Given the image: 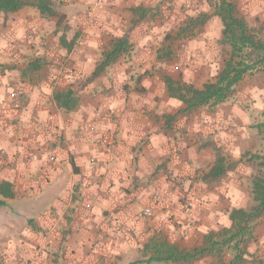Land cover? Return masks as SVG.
<instances>
[{"label": "crops", "instance_id": "0c3cea01", "mask_svg": "<svg viewBox=\"0 0 264 264\" xmlns=\"http://www.w3.org/2000/svg\"><path fill=\"white\" fill-rule=\"evenodd\" d=\"M47 1L51 13L31 4L0 11V264H146L143 247L155 238L190 248L229 227L244 195L254 204L264 169L250 174L243 164L255 155L245 153L255 124L264 125L261 65L224 101L179 112L165 77L201 88L230 57L212 7ZM254 5L245 6L264 7ZM121 39L127 49L95 72ZM220 42L228 55L218 54ZM176 45L183 55H170ZM67 91L74 103L64 106L55 95ZM217 157L226 170L206 179ZM145 207L150 214L136 222ZM253 235L243 264H264V212Z\"/></svg>", "mask_w": 264, "mask_h": 264}, {"label": "trees", "instance_id": "16d2710c", "mask_svg": "<svg viewBox=\"0 0 264 264\" xmlns=\"http://www.w3.org/2000/svg\"><path fill=\"white\" fill-rule=\"evenodd\" d=\"M31 4L38 7L42 14L51 13L47 0H0V11L13 12L24 5ZM212 15L219 18L222 25L223 42L231 47L230 57L225 60L223 68L201 88L174 81L165 77L167 92L183 102L179 112H187L209 103L217 104L224 101L233 91L245 74L257 70L264 64V39H258L248 28L245 19L238 15L235 3L232 0H214ZM209 15L197 17L199 24H203ZM251 48L250 53L245 49ZM127 49L124 40H119L106 51L96 71L114 62ZM252 53H259L256 61L251 58ZM55 98L64 106L74 103L70 91L57 93ZM264 126V125H263ZM260 159V166L264 168V154L253 155ZM224 157H217L215 164L206 174V179L216 180L226 170ZM254 204L248 208H233L229 212L231 225L216 231H209L204 235L200 244L190 248L180 247L164 238H155L143 247V253L148 255L146 264L150 262H165L172 264H189L205 256L212 257L216 262L227 264H243L247 259L248 247L254 241V227L256 218L264 212V169L256 175L252 186ZM0 204L3 201L0 200Z\"/></svg>", "mask_w": 264, "mask_h": 264}, {"label": "rangeland", "instance_id": "374dc122", "mask_svg": "<svg viewBox=\"0 0 264 264\" xmlns=\"http://www.w3.org/2000/svg\"><path fill=\"white\" fill-rule=\"evenodd\" d=\"M213 1L214 0H191V2L189 4H181L179 10L181 11L182 9H187L190 10L192 14H196V13H200L201 11H210L211 7L213 5ZM237 8V13L239 16L243 17L246 21V23L249 25V29L251 30V32L258 38H263L264 39V7L262 10H255L254 8H252V11H250V7L249 6H245L247 4H251L254 6H262L264 5V0H232ZM258 2L260 3L258 5ZM253 7V6H252ZM212 25V30L216 31L218 28L217 23L214 21L211 23ZM219 46V55H228V51L226 46L224 44H222L221 42L219 44H217ZM170 55H183V47L176 45V48H172ZM256 59V58H255ZM182 66V65H181ZM260 71H257V74L259 76H256V78H254L256 81L260 80V82H258L260 85L264 84V64L261 65ZM180 71V70H178ZM250 82H252L251 78H250ZM264 108V107H263ZM264 111V110H263ZM254 122H256V120H254ZM255 135H256V140L254 141V145L253 148L246 151V155L247 154H263L264 152V126L262 128V132L259 130L258 126L255 124ZM250 160V158H248ZM259 160L254 158H251V161H248L247 159L245 160V162H243V164H247L246 166L248 167V171H250V174L255 173L259 167H261L258 164ZM262 168V167H261ZM247 171V172H248ZM249 175V174H247ZM243 200H245L243 202L242 207L246 208L249 206V203L251 201V196H245L243 197ZM181 245V244H180ZM182 247H186L189 248V245L187 246H182ZM256 247V246H255ZM228 259V258H227Z\"/></svg>", "mask_w": 264, "mask_h": 264}, {"label": "built area", "instance_id": "2783aa9c", "mask_svg": "<svg viewBox=\"0 0 264 264\" xmlns=\"http://www.w3.org/2000/svg\"><path fill=\"white\" fill-rule=\"evenodd\" d=\"M50 159L52 160V157H50ZM93 166H95V165H93ZM182 181L185 182V179H184V180L182 179ZM149 214H150V208H149V207H145V208H143V209L138 213V216H137L136 222H139L140 219H142V218L148 216Z\"/></svg>", "mask_w": 264, "mask_h": 264}]
</instances>
